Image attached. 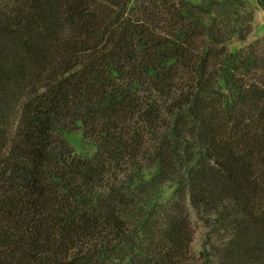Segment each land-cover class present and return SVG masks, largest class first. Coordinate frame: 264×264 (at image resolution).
<instances>
[{
    "label": "trees",
    "instance_id": "1",
    "mask_svg": "<svg viewBox=\"0 0 264 264\" xmlns=\"http://www.w3.org/2000/svg\"><path fill=\"white\" fill-rule=\"evenodd\" d=\"M253 21L247 0H0V264H264V34L227 47Z\"/></svg>",
    "mask_w": 264,
    "mask_h": 264
},
{
    "label": "rangeland",
    "instance_id": "2",
    "mask_svg": "<svg viewBox=\"0 0 264 264\" xmlns=\"http://www.w3.org/2000/svg\"><path fill=\"white\" fill-rule=\"evenodd\" d=\"M249 4L254 9V21H253V30L252 33L249 35L246 41H238L232 40L227 44V47L231 51H235L239 48L244 47L249 42L253 41L256 38L261 37L264 34V14L263 12L256 6L254 0H247ZM67 141L72 146L73 150L77 154H81L83 156H92L95 152V148L89 145L86 142L79 131H71L65 133ZM172 189L164 188L162 192V198L167 199L169 198ZM192 213V231L194 235V240L192 243V253L196 257L198 256L202 246L204 244H213L214 242V235H211V225L210 222L202 219L201 217L197 216L193 211Z\"/></svg>",
    "mask_w": 264,
    "mask_h": 264
}]
</instances>
